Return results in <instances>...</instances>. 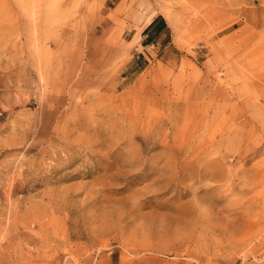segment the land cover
<instances>
[{
	"label": "rangeland",
	"instance_id": "obj_1",
	"mask_svg": "<svg viewBox=\"0 0 264 264\" xmlns=\"http://www.w3.org/2000/svg\"><path fill=\"white\" fill-rule=\"evenodd\" d=\"M262 90L264 0H0V264H264Z\"/></svg>",
	"mask_w": 264,
	"mask_h": 264
},
{
	"label": "bare ground",
	"instance_id": "obj_2",
	"mask_svg": "<svg viewBox=\"0 0 264 264\" xmlns=\"http://www.w3.org/2000/svg\"><path fill=\"white\" fill-rule=\"evenodd\" d=\"M80 57H81V51L79 52H76V55H75V57L74 58H76V66H77V70L81 73V75L78 77V78H76L77 79V81L79 82V83H88L89 81H90V79L92 80L89 84H91V85H94V84H96L97 83V79H98V72H97V69H96V67H93V69L91 70V72H90V74L89 75H87V77H86V75H85V73H84V69H83V67L80 65V61H77V60H79L80 59ZM85 69H87V67L85 68ZM68 72H71V71H68ZM68 72H66L65 71V77H71V75H69L68 74ZM73 73H75L76 72V70H75V72L74 71H72ZM40 75V74H39ZM83 75H85V76H83ZM42 76V75H41ZM88 77H90L89 79H88ZM68 78H66V79H68ZM66 82V81H65ZM74 82V81H73ZM83 87V86H82ZM72 88V87H71ZM76 89V88H75ZM93 112V111H92ZM83 114V113H82ZM86 115V114H85ZM82 116V115H81ZM101 117V116H100ZM85 118H86V116H85ZM78 119V118H77ZM97 119V118H96ZM86 120V119H85ZM87 121V120H86ZM88 122H90V121H88ZM99 122V121H98ZM89 125V124H88ZM85 127V126H84ZM89 130V129H88ZM65 133V132H64ZM67 133V132H66ZM64 135H66V134H64ZM11 146V145H10ZM212 165V164H211ZM203 173V172H202ZM186 175V174H185ZM201 178V177H200ZM195 196H196V194H195ZM199 200V199H198ZM201 201V200H200ZM198 202V201H197ZM192 207H194V206H192ZM182 222H184L183 220H182Z\"/></svg>",
	"mask_w": 264,
	"mask_h": 264
},
{
	"label": "crops",
	"instance_id": "obj_3",
	"mask_svg": "<svg viewBox=\"0 0 264 264\" xmlns=\"http://www.w3.org/2000/svg\"><path fill=\"white\" fill-rule=\"evenodd\" d=\"M164 26L166 27V23L165 21L162 19H157L156 17H154L148 24V26L145 28H149L145 34L142 35L141 37V41L142 40H147V39H151V37L154 34H160V32H162V30L164 29ZM262 92H264V90H262Z\"/></svg>",
	"mask_w": 264,
	"mask_h": 264
},
{
	"label": "trees",
	"instance_id": "obj_4",
	"mask_svg": "<svg viewBox=\"0 0 264 264\" xmlns=\"http://www.w3.org/2000/svg\"><path fill=\"white\" fill-rule=\"evenodd\" d=\"M160 20H162V19L160 18ZM148 29H149V28H148ZM148 29H147V30H148Z\"/></svg>",
	"mask_w": 264,
	"mask_h": 264
}]
</instances>
